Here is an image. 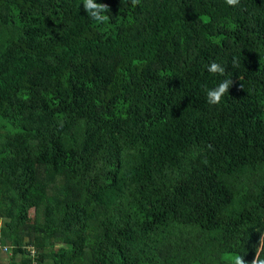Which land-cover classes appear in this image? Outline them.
Returning <instances> with one entry per match:
<instances>
[{"label":"trees","instance_id":"16d2710c","mask_svg":"<svg viewBox=\"0 0 264 264\" xmlns=\"http://www.w3.org/2000/svg\"><path fill=\"white\" fill-rule=\"evenodd\" d=\"M97 2L0 0L7 264L264 259V0Z\"/></svg>","mask_w":264,"mask_h":264},{"label":"clouds","instance_id":"9594fccd","mask_svg":"<svg viewBox=\"0 0 264 264\" xmlns=\"http://www.w3.org/2000/svg\"><path fill=\"white\" fill-rule=\"evenodd\" d=\"M133 6L140 3V0H131ZM229 6L237 7L240 4V0H226ZM83 7L89 18L97 22L98 24H105L109 20V16L106 13L110 10L109 6L105 3H98L97 0H83ZM208 72L212 74H218L224 76L226 68L221 64L213 61L208 66ZM234 85L232 79L225 78L215 88L207 90V103L209 105H219L225 95L229 92L230 88ZM232 264H247L245 257L241 255H235L232 258ZM251 264H264V259L259 258V253L255 254V258L251 261Z\"/></svg>","mask_w":264,"mask_h":264},{"label":"crops","instance_id":"0c3cea01","mask_svg":"<svg viewBox=\"0 0 264 264\" xmlns=\"http://www.w3.org/2000/svg\"><path fill=\"white\" fill-rule=\"evenodd\" d=\"M1 253H0L1 254V262H3V264H4V262L7 260V262L5 263V264H7L10 253L9 252H5L4 250H2Z\"/></svg>","mask_w":264,"mask_h":264},{"label":"rangeland","instance_id":"374dc122","mask_svg":"<svg viewBox=\"0 0 264 264\" xmlns=\"http://www.w3.org/2000/svg\"><path fill=\"white\" fill-rule=\"evenodd\" d=\"M32 213H33V210H32ZM0 223H3V219L0 218ZM9 247H3L2 250H4L5 252H9L11 250L8 249ZM2 254V253H1ZM10 256V255H9ZM9 260V259H8ZM7 262V260L4 262V264ZM3 264V262H2ZM46 264H53V261L51 259L47 260L46 261Z\"/></svg>","mask_w":264,"mask_h":264},{"label":"built area","instance_id":"2783aa9c","mask_svg":"<svg viewBox=\"0 0 264 264\" xmlns=\"http://www.w3.org/2000/svg\"><path fill=\"white\" fill-rule=\"evenodd\" d=\"M30 248H33L32 246ZM35 249H32V251L34 252Z\"/></svg>","mask_w":264,"mask_h":264}]
</instances>
